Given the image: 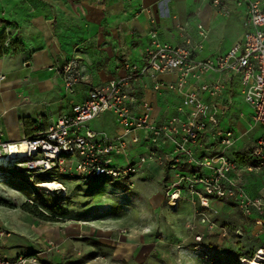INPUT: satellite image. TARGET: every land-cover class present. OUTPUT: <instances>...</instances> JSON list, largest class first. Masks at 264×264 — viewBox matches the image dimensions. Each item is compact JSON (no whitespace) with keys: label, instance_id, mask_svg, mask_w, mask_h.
<instances>
[{"label":"built area","instance_id":"built-area-1","mask_svg":"<svg viewBox=\"0 0 264 264\" xmlns=\"http://www.w3.org/2000/svg\"><path fill=\"white\" fill-rule=\"evenodd\" d=\"M230 6L244 11L243 34L224 54L198 58L209 39L208 30L200 23L195 24L194 38L186 26L176 23V45L161 42L152 29L141 64H124L121 77L91 89L84 101L72 105L68 115L18 143L4 141L0 132V159H8L14 151L9 163L0 167V175L8 169L21 171L30 181L41 177L45 184L56 183L59 192L63 188L57 176L113 180L132 188L137 173L156 166L164 172L166 206L175 210L181 201L190 202L209 237L216 229L213 218L218 215L210 201L232 205L260 233L264 230V199L245 193L241 175L264 170V0H211L215 14L223 19L231 16ZM8 45L6 40L4 47ZM210 74L222 75L224 81L208 82ZM76 75L74 63L63 66L65 89L74 85ZM234 77L240 84V97L252 109V122L261 129L243 163L227 156L236 137L223 128L224 108L216 101ZM5 80L0 74V84ZM148 83L155 96L167 99L168 116L165 111L154 116L153 107L143 101L141 91ZM135 85L139 87L134 89ZM106 113L118 127L116 134L87 130V123ZM142 147L145 154L138 155ZM21 148L24 157L19 159ZM74 154L76 161L64 160ZM117 159L123 160L124 167H118ZM201 241L195 237L196 243ZM55 248L48 242L40 253L13 260L0 257V264H46L41 257L50 256ZM257 257L259 264H264V249L256 251L253 258Z\"/></svg>","mask_w":264,"mask_h":264},{"label":"rangeland","instance_id":"rangeland-1","mask_svg":"<svg viewBox=\"0 0 264 264\" xmlns=\"http://www.w3.org/2000/svg\"><path fill=\"white\" fill-rule=\"evenodd\" d=\"M187 1L189 6L195 3V0ZM210 2L203 0L194 21L199 20L208 26L212 47L216 44L232 47L236 40L241 39L243 32L236 23L215 15ZM190 19L193 23V16ZM72 60L77 75L70 89H65L62 80L65 62H61L55 70V77L59 79L63 91L70 95L74 93L76 84L84 83L93 76V72L86 73L79 68V60ZM235 99L237 105L243 107L245 120L241 124L247 121L246 127H251L252 109L246 104L241 105L244 102L239 95ZM51 121L47 114L36 121L24 118L25 138L41 133ZM85 126L89 131L104 132L109 136L118 130L109 113ZM2 131L9 141L21 139L17 126L4 124ZM85 131L81 132L82 136ZM249 144L245 146L248 148ZM145 151L142 147L137 154L143 155ZM227 156L233 158L230 153ZM64 160L76 161L77 157L74 154ZM115 162L119 168L125 165L122 159ZM22 173L8 169L1 174L0 180L6 181L0 183V228L4 232V237L0 238L1 258L13 260L19 255H27L48 240L54 241L55 251L62 255L61 248L55 243L68 238L72 242L66 256L75 262L77 259L125 256L129 264H242L245 260H253L257 250L264 249V230L258 233L257 227L248 224L235 212L228 215L221 213L223 204L217 201H210L211 209L218 215L213 218L216 229L209 237L202 229L205 226H201L195 218L190 202L181 201L175 210L166 206L162 198L164 180L161 177L150 179L139 172L131 180L133 187L128 188L113 180L57 176L63 189L48 192L38 187L46 181L37 177L30 181ZM261 183L264 186V177ZM26 205L51 218L52 222L40 221L23 212L22 207ZM197 236L202 238L200 243L195 242ZM111 242L116 246L125 245L124 255L117 254Z\"/></svg>","mask_w":264,"mask_h":264},{"label":"crops","instance_id":"crops-1","mask_svg":"<svg viewBox=\"0 0 264 264\" xmlns=\"http://www.w3.org/2000/svg\"><path fill=\"white\" fill-rule=\"evenodd\" d=\"M194 2L189 6L187 0H0V41L4 39V42H10L15 39L20 46L18 54L0 58V74L6 78L0 84V132L3 140L8 143L22 141L25 138L22 124L24 118L36 121L47 114L52 119L50 123L55 122L61 115H68L72 105L84 101L91 89L121 77L124 64L140 65L147 35L152 29H155L161 42L176 45L179 41L175 24L180 23L186 26L188 33L194 38V23L199 21H194V17L199 13L203 0ZM230 8L232 14L227 20L236 23L242 30L244 11L235 10L232 6ZM141 9L145 11L139 13ZM192 16L193 23L190 19ZM198 23L209 32L206 24L200 21ZM229 48L230 46L222 47L220 44L212 47L209 34L205 50L198 58L203 60L224 54ZM75 58L79 60V68L86 73L93 72V76L88 81H83L84 83L76 84L74 93L70 95L63 91L59 79L55 77V70L61 62L66 65ZM159 80L169 81L171 78L159 77ZM207 81H224V77L210 74ZM138 87L139 85H135L133 88ZM141 94L143 101L153 107L154 116L164 111L167 113V99L155 96L150 83ZM237 95L240 96V84L238 78L234 77L216 101L224 108L223 128L233 131L236 137L229 153L233 159L243 163L248 151L260 137L261 129L253 122L251 127H246L247 121L241 124L245 119L243 107L237 105ZM4 124L17 126L21 131V139L7 140L2 131ZM236 128L242 133L237 132ZM248 143L247 148L245 144ZM142 173L143 177L150 179L165 178L164 172L156 166H149ZM262 177L264 170L241 175L243 189L249 197L264 199ZM230 212L240 215L232 205H223L221 213L228 215ZM244 220L253 224L251 220ZM48 242L54 241H43L29 253L34 255L42 252ZM71 242L69 238L56 241L55 245L61 248L62 255L53 251L49 258L41 257L44 260L41 262L129 264L125 256L70 261L66 252ZM112 246L117 249V254L124 255L125 245L116 246L113 243Z\"/></svg>","mask_w":264,"mask_h":264},{"label":"trees","instance_id":"trees-1","mask_svg":"<svg viewBox=\"0 0 264 264\" xmlns=\"http://www.w3.org/2000/svg\"><path fill=\"white\" fill-rule=\"evenodd\" d=\"M4 39L0 41V58L3 56H8V55H15L20 52V46L18 44V41L10 40L9 45L7 48L4 47ZM29 138V137H28ZM40 180L42 181L43 179L40 177ZM98 180V179H95ZM39 184V182H38ZM22 211L34 216L35 218L39 219L40 221L43 222H52L51 218L46 217L42 213H39L36 209L32 210L28 207V205L22 207Z\"/></svg>","mask_w":264,"mask_h":264},{"label":"bare ground","instance_id":"bare-ground-1","mask_svg":"<svg viewBox=\"0 0 264 264\" xmlns=\"http://www.w3.org/2000/svg\"><path fill=\"white\" fill-rule=\"evenodd\" d=\"M18 155H19V159H22L23 157H24V151H23V149L21 148V151H18ZM13 155H14V151H12L11 152V156H9L8 157V159H0V167H2L3 165H6V163H9V159L11 158V157H13ZM1 176L2 175H0V179H2L1 178ZM0 183H6V181H2V180H0ZM38 187H40L41 189H43V190H45V191H48V192H53V191H57L58 189H59V186L56 184V183H44V184H41V186H38ZM259 257H257V258H254L253 260H250V261H247V260H245V261H243V263L242 264H259Z\"/></svg>","mask_w":264,"mask_h":264}]
</instances>
